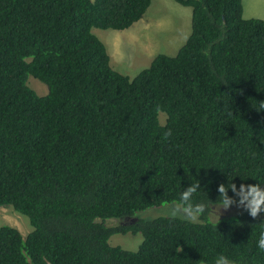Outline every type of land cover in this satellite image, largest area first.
<instances>
[{"label": "trees", "instance_id": "1", "mask_svg": "<svg viewBox=\"0 0 264 264\" xmlns=\"http://www.w3.org/2000/svg\"><path fill=\"white\" fill-rule=\"evenodd\" d=\"M151 1L0 0V207L31 227H0V264H264V213L213 214L220 184L264 186V21L244 19L242 0H173L190 35L130 79L92 29L127 30ZM196 180L200 223L105 225ZM114 234L142 242L112 247Z\"/></svg>", "mask_w": 264, "mask_h": 264}, {"label": "rangeland", "instance_id": "2", "mask_svg": "<svg viewBox=\"0 0 264 264\" xmlns=\"http://www.w3.org/2000/svg\"><path fill=\"white\" fill-rule=\"evenodd\" d=\"M242 5L245 11L244 19L264 21V0H242ZM190 32L191 9L180 6L173 0H152L141 20L127 30L92 29V33L106 48L111 68L130 79L135 78L146 69L157 55L175 56ZM27 86L34 90L38 96L47 94L46 85L31 76H28ZM165 118V114H159L162 124ZM168 205L163 204L137 212L134 217L127 219H109L105 221V225L115 227L128 225L137 220L151 221L160 217L171 218ZM242 210L243 208L233 205L228 210L221 208L217 212L215 209L213 214L215 216L218 214L219 217H228ZM3 225L16 228L23 237L31 231L28 219L9 207H0V227ZM141 242L142 237L139 234L134 236L114 234L109 239L110 246L132 252L138 249Z\"/></svg>", "mask_w": 264, "mask_h": 264}, {"label": "clouds", "instance_id": "3", "mask_svg": "<svg viewBox=\"0 0 264 264\" xmlns=\"http://www.w3.org/2000/svg\"><path fill=\"white\" fill-rule=\"evenodd\" d=\"M261 109H264V101L260 102ZM172 135L171 130L164 133L167 139ZM200 183L196 180L190 186L183 188L179 194V198L173 201L167 207L169 208V216L173 219L180 218L189 223H200L201 217L205 214L207 206L202 202L194 201V196L200 190ZM229 189L238 199H234L228 195ZM219 193V209L228 210L230 206L235 205L237 208H243L250 217L256 219L261 213H264V186L259 183L247 184L241 183L239 188L236 184L230 183L227 186L220 184L217 188ZM219 219V215L216 214ZM257 247L264 251V230L259 232L257 239ZM179 252L181 249L179 248ZM214 264H234L226 255L218 254L214 259Z\"/></svg>", "mask_w": 264, "mask_h": 264}, {"label": "crops", "instance_id": "4", "mask_svg": "<svg viewBox=\"0 0 264 264\" xmlns=\"http://www.w3.org/2000/svg\"><path fill=\"white\" fill-rule=\"evenodd\" d=\"M177 4V3H176ZM179 5V4H178ZM181 6V5H180ZM245 15V11H244V9H243V17H245L244 16ZM254 18H261V17H254Z\"/></svg>", "mask_w": 264, "mask_h": 264}, {"label": "water", "instance_id": "5", "mask_svg": "<svg viewBox=\"0 0 264 264\" xmlns=\"http://www.w3.org/2000/svg\"><path fill=\"white\" fill-rule=\"evenodd\" d=\"M184 1H188V0H184Z\"/></svg>", "mask_w": 264, "mask_h": 264}]
</instances>
